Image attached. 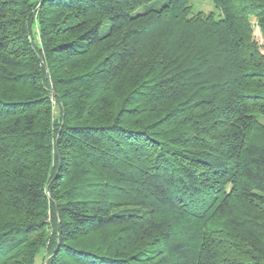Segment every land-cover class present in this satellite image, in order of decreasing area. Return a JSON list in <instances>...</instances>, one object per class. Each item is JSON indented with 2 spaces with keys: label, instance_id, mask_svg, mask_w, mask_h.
Wrapping results in <instances>:
<instances>
[{
  "label": "trees",
  "instance_id": "obj_1",
  "mask_svg": "<svg viewBox=\"0 0 264 264\" xmlns=\"http://www.w3.org/2000/svg\"><path fill=\"white\" fill-rule=\"evenodd\" d=\"M192 1L0 0V264H264V0Z\"/></svg>",
  "mask_w": 264,
  "mask_h": 264
},
{
  "label": "rangeland",
  "instance_id": "obj_2",
  "mask_svg": "<svg viewBox=\"0 0 264 264\" xmlns=\"http://www.w3.org/2000/svg\"><path fill=\"white\" fill-rule=\"evenodd\" d=\"M191 4L194 13L196 12L211 13V12H216L217 10L212 0H193ZM255 32L257 33V37L259 41L262 42V40L260 39V35H258L257 29H255ZM38 264H44L41 257L39 258Z\"/></svg>",
  "mask_w": 264,
  "mask_h": 264
}]
</instances>
